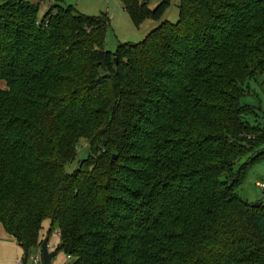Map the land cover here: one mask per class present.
Masks as SVG:
<instances>
[{
    "label": "trees",
    "instance_id": "obj_1",
    "mask_svg": "<svg viewBox=\"0 0 264 264\" xmlns=\"http://www.w3.org/2000/svg\"><path fill=\"white\" fill-rule=\"evenodd\" d=\"M40 1L0 3V225L22 264L46 219L72 264H264V204L238 195L264 159L241 103L264 75V0H179L174 24L170 0H119L161 23L113 52L106 14L50 0L39 20Z\"/></svg>",
    "mask_w": 264,
    "mask_h": 264
},
{
    "label": "rangeland",
    "instance_id": "obj_2",
    "mask_svg": "<svg viewBox=\"0 0 264 264\" xmlns=\"http://www.w3.org/2000/svg\"><path fill=\"white\" fill-rule=\"evenodd\" d=\"M2 1L4 0H0V3ZM161 1L145 0L146 7L153 9ZM178 4L179 0H170V7L164 13L161 21L167 20L173 24L176 23ZM51 5L52 2L50 0L40 1L38 9L39 20L45 15ZM59 5L65 7L71 5L77 13L84 16L106 14L110 25L105 35L104 48L109 52H113L119 42L130 44L141 42L150 30L158 27L161 23L148 18L136 26L131 23L127 13L120 7L119 0H60ZM0 88L5 89L1 81ZM248 90V94L243 96L241 103L252 107L256 115H249L247 122L251 125L259 123L264 127V75L257 76L254 81L249 82ZM88 155L89 147L87 143L84 140H80L77 145L75 159L65 166L66 173H73L79 166V162L86 159ZM247 159L246 157L245 160ZM245 173L243 182L238 188V195L250 204H264V159L250 166ZM256 184L263 185V188L257 187ZM42 225L43 230L41 231L40 239L43 241L48 236V252H54L59 244L57 227H51L47 219ZM48 230H50L49 233ZM28 256L24 264H33V258L37 256L41 260L39 264H43L40 250L31 249ZM19 262H24L21 249L6 236L3 226L0 225V264H17ZM72 262L73 259H70L64 253H57L49 264H72Z\"/></svg>",
    "mask_w": 264,
    "mask_h": 264
},
{
    "label": "water",
    "instance_id": "obj_3",
    "mask_svg": "<svg viewBox=\"0 0 264 264\" xmlns=\"http://www.w3.org/2000/svg\"><path fill=\"white\" fill-rule=\"evenodd\" d=\"M114 156L112 157V159ZM261 204L256 203L253 204V207L259 208ZM40 254L42 256V262L43 264H49L52 258L54 257L53 252H48V240L47 238L42 241L41 248H40Z\"/></svg>",
    "mask_w": 264,
    "mask_h": 264
},
{
    "label": "built area",
    "instance_id": "obj_4",
    "mask_svg": "<svg viewBox=\"0 0 264 264\" xmlns=\"http://www.w3.org/2000/svg\"><path fill=\"white\" fill-rule=\"evenodd\" d=\"M256 186H257V187H261V188H263V185H261V184H260V185H259V184H256ZM40 261H41V260H40V257H38V256L35 257V258H33V264H39ZM17 264H22V263L19 262V263H17Z\"/></svg>",
    "mask_w": 264,
    "mask_h": 264
},
{
    "label": "crops",
    "instance_id": "obj_5",
    "mask_svg": "<svg viewBox=\"0 0 264 264\" xmlns=\"http://www.w3.org/2000/svg\"><path fill=\"white\" fill-rule=\"evenodd\" d=\"M121 7V6H120ZM12 241V240H11ZM14 242V241H13ZM15 243V242H14Z\"/></svg>",
    "mask_w": 264,
    "mask_h": 264
}]
</instances>
